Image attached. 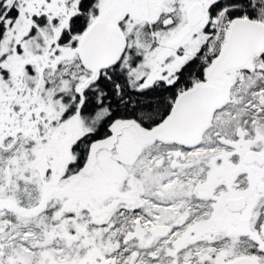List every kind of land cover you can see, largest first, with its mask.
<instances>
[{"label": "snow or ice", "instance_id": "1", "mask_svg": "<svg viewBox=\"0 0 264 264\" xmlns=\"http://www.w3.org/2000/svg\"><path fill=\"white\" fill-rule=\"evenodd\" d=\"M0 264H264V0H0Z\"/></svg>", "mask_w": 264, "mask_h": 264}]
</instances>
